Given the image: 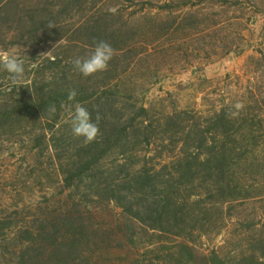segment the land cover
<instances>
[{
	"label": "rangeland",
	"instance_id": "374dc122",
	"mask_svg": "<svg viewBox=\"0 0 264 264\" xmlns=\"http://www.w3.org/2000/svg\"><path fill=\"white\" fill-rule=\"evenodd\" d=\"M3 53L0 264H264V0H0Z\"/></svg>",
	"mask_w": 264,
	"mask_h": 264
},
{
	"label": "clouds",
	"instance_id": "9594fccd",
	"mask_svg": "<svg viewBox=\"0 0 264 264\" xmlns=\"http://www.w3.org/2000/svg\"><path fill=\"white\" fill-rule=\"evenodd\" d=\"M53 27L52 25H48ZM94 50L87 57L74 58L71 63L74 68L84 77H94L99 73L106 72L109 68L111 60L114 58L115 50L112 46L103 40L94 41ZM0 68L9 74L14 84H22L25 78V66L22 60L8 53L0 54ZM76 90H70L68 93V101L76 100ZM71 128L75 137L82 138L85 143L94 142L100 133L99 120L100 116H96V122H93L92 114L81 103L74 104V113L71 112ZM237 109H242L243 105L236 104ZM50 112H55V106H51Z\"/></svg>",
	"mask_w": 264,
	"mask_h": 264
}]
</instances>
